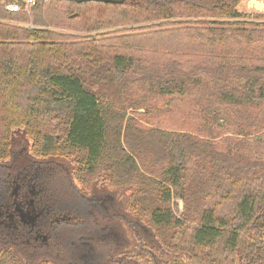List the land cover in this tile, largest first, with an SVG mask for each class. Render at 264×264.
<instances>
[{
  "label": "trees",
  "instance_id": "obj_1",
  "mask_svg": "<svg viewBox=\"0 0 264 264\" xmlns=\"http://www.w3.org/2000/svg\"><path fill=\"white\" fill-rule=\"evenodd\" d=\"M16 1L1 20L29 17ZM241 1L36 0L41 26L0 20V264H264V126L222 152L114 109L140 93L210 125L264 105V22ZM62 2L79 30L125 28H45Z\"/></svg>",
  "mask_w": 264,
  "mask_h": 264
},
{
  "label": "rangeland",
  "instance_id": "obj_2",
  "mask_svg": "<svg viewBox=\"0 0 264 264\" xmlns=\"http://www.w3.org/2000/svg\"><path fill=\"white\" fill-rule=\"evenodd\" d=\"M250 1L251 0H242L238 5V10L249 15L250 21L264 22V18L256 17L260 14L264 15V7L256 9ZM259 1L264 2V0ZM49 6H51V8L48 10L47 14H44L47 22V27L45 28L57 33L74 35L77 36V38L105 36L114 37L116 34H112V31L123 30L125 28L118 27L113 30L103 29L88 32L82 31L78 29L76 21L70 18V15L76 12L75 7H70L69 4L65 2L50 4ZM27 13H29V17L21 21L15 20L11 17L10 19L0 20L10 24H21L29 27L41 26H36L34 18L31 17L30 12ZM127 46L137 48L138 45L135 40H132V42L127 43ZM139 95L140 93H135L131 98H128V100L131 103L132 100L137 98ZM130 103L128 101H126L125 104L117 102L114 104V109L120 112L126 110V118L130 117L136 126L143 129L159 127L167 130L188 132L201 139L211 140L216 145L217 150L222 152L228 150L232 144L239 143L241 141L242 137H244L243 134H240L242 131H246L249 134L254 135L259 133L261 127L264 126V105H248L245 107L246 113L243 115L231 114L229 119L221 118L209 125L206 121H204L199 110L191 107L190 105V107L181 106V104H178L175 107H162L159 104L163 103V101H160L153 106L134 107L131 106ZM137 161H139L141 168L148 174H153L156 177H162L158 170L160 166H156L152 163V160L148 157V155L147 157L142 156L137 158ZM116 197L124 201L125 194L119 193ZM180 202L182 201H179V203ZM126 236H129L127 232ZM118 242H124L123 238H118Z\"/></svg>",
  "mask_w": 264,
  "mask_h": 264
},
{
  "label": "built area",
  "instance_id": "obj_3",
  "mask_svg": "<svg viewBox=\"0 0 264 264\" xmlns=\"http://www.w3.org/2000/svg\"><path fill=\"white\" fill-rule=\"evenodd\" d=\"M20 1L8 2L5 4V8L9 12H13V13H17V12H21V11L29 12L30 7L35 5V3H36V0H20ZM21 3L25 4V8L22 6Z\"/></svg>",
  "mask_w": 264,
  "mask_h": 264
},
{
  "label": "water",
  "instance_id": "obj_4",
  "mask_svg": "<svg viewBox=\"0 0 264 264\" xmlns=\"http://www.w3.org/2000/svg\"><path fill=\"white\" fill-rule=\"evenodd\" d=\"M69 1L82 2V1H87V0H69ZM102 1L113 2V1H107V0H102ZM117 1H119V0H117ZM250 2L256 9H260V8L264 7V2L263 1L251 0ZM182 207H183V204H182V202H180V208H182Z\"/></svg>",
  "mask_w": 264,
  "mask_h": 264
}]
</instances>
